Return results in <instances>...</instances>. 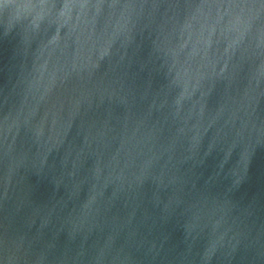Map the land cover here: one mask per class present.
<instances>
[{
    "label": "clouds",
    "instance_id": "clouds-1",
    "mask_svg": "<svg viewBox=\"0 0 264 264\" xmlns=\"http://www.w3.org/2000/svg\"><path fill=\"white\" fill-rule=\"evenodd\" d=\"M258 150L264 0H0V264H264Z\"/></svg>",
    "mask_w": 264,
    "mask_h": 264
},
{
    "label": "water",
    "instance_id": "water-1",
    "mask_svg": "<svg viewBox=\"0 0 264 264\" xmlns=\"http://www.w3.org/2000/svg\"><path fill=\"white\" fill-rule=\"evenodd\" d=\"M7 55V53L5 54ZM251 182L254 186H259L264 183V152L258 150L254 156L251 165ZM38 195H47V189L44 185H41Z\"/></svg>",
    "mask_w": 264,
    "mask_h": 264
}]
</instances>
